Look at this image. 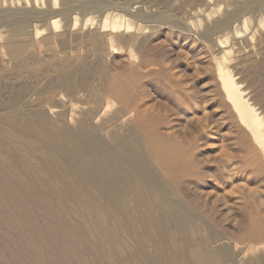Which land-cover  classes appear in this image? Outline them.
Here are the masks:
<instances>
[{
  "label": "bare ground",
  "instance_id": "1",
  "mask_svg": "<svg viewBox=\"0 0 264 264\" xmlns=\"http://www.w3.org/2000/svg\"><path fill=\"white\" fill-rule=\"evenodd\" d=\"M204 1L209 6L215 5L216 7H223L221 4L225 5V3L229 2L230 0ZM249 1L250 0H247L246 2ZM25 2L29 4L30 0H25ZM34 2L39 4L42 1L34 0ZM237 2H240V0H233V2L231 1V4H235ZM242 2L244 3V0ZM251 2L253 1L251 0ZM240 4L241 3H239V5ZM239 5L231 9L228 8V10L226 9L224 13L226 11L227 12L225 15H223V17H221V19L216 20L208 27L206 26L207 28L204 29L206 30L204 34L207 36L210 35V37H212V34L220 33L218 35V39L220 40V45L222 48H224V50L220 56L214 57L213 71L215 78L213 79H215L218 84L220 95H222L221 97L224 99V101H222L226 102L224 105L228 104V106H230L232 113L239 123L238 131H240L239 133L243 136L241 139L238 138L242 143L241 150L243 154H241L244 155L246 162L255 164L254 166L258 170L257 172L264 174V112L261 111V108L256 106L254 102H252L253 99L257 100L256 97H253L251 101V92L249 93L245 89L242 81L236 76L235 70L237 67L233 68V64L230 63L231 61L228 58V55L232 52V48L227 47V43L230 38H236L238 40L240 36L244 37L242 39L247 40L253 39L257 36L259 40H263L260 42L261 45L264 44V9L261 7L262 10L259 11V14L256 15L253 13L249 15V13L246 12L249 10V6L245 11L246 7L244 6L245 8H241L242 5ZM251 6L254 5L251 4ZM253 8L251 9L250 7V11L254 10L255 8L257 11L259 7ZM213 12L215 11L213 10L208 12L207 9L202 8L199 5L194 10V13L198 15L204 14L205 17L207 16L210 19L213 16ZM60 22L61 20L55 17L52 22L53 28L57 29L60 25ZM104 27H111L112 29H121L125 27L129 30L132 28V25L126 19H122L121 17H116L115 19L110 20V17L108 16L104 21ZM36 32H40V30L37 29ZM135 36H133L134 39ZM207 36H204L203 38H206ZM47 41L49 42V40ZM107 41L111 44L110 48L115 50V47L117 46H115L114 40ZM134 41L135 40H133V42ZM4 44H6V50L16 58L24 55L26 56L28 53L27 51H29L28 48H31V45L34 44V42L31 45L29 44L30 46L28 45L27 48L25 45L27 43L24 44L22 42L13 40H8L7 43H3V45ZM0 48L2 49V47ZM225 48L227 49L225 50ZM34 51L37 52V50ZM33 54L38 55L39 53H32L31 55ZM41 54L40 56H42ZM80 57L78 56V58L81 59H79V61L82 62L83 56ZM2 58L3 57H0V63L3 61ZM70 59L75 60L77 58L76 56H72ZM20 61V63H22L23 60ZM79 61L76 63H80ZM252 61L245 59L243 63H241V69L243 68V65L245 67H249L248 69L255 67ZM84 62H86V60ZM57 64L60 65L59 62ZM103 64L104 63H102V65ZM7 65L9 66L8 63ZM3 66L5 67L4 64ZM70 66L72 65L70 64ZM95 67L96 66H94V68ZM63 69L64 72L65 68L63 67ZM87 70H90V67L89 69L87 68ZM80 72L82 73V71ZM260 72L261 71L258 73ZM175 74L173 77H175ZM261 74L263 75L264 73ZM173 77L171 76L173 80H178V78L176 79V77ZM108 80L109 79H107V81ZM211 80L212 79L210 78V81ZM69 81L70 80H68V82ZM84 82L86 81L84 80ZM99 82H97L98 85ZM67 85H69V83ZM117 85L118 84H116V86ZM180 85L183 86L185 84H183L181 81ZM261 86L264 87L263 84H261ZM185 87H187V85H185ZM113 88L115 89V87ZM119 88L120 86L115 91L111 88L114 91V95L117 93L121 96L122 90ZM188 90L189 89L186 88L181 89L182 92L180 93H182V98L181 95L178 94L180 95L179 106L182 107L180 108V111L181 109L183 111H188L191 107L193 108L197 105V103H199L196 99V101L194 100V96H191ZM90 91L92 93V90H89V92ZM177 92L175 93L177 94ZM219 92H217V94ZM55 93L57 94V92ZM98 93H100V91ZM257 94L259 95V93ZM92 95L90 94V97ZM65 96H60V94L56 95L57 99L61 101L63 106H69L74 114L79 112L82 113L81 119L79 120L78 133L71 131L69 127L63 125L61 122H55L51 120L46 115L47 113L41 111H36L31 114H10L2 118L0 117V242H3V248L1 249L0 247V264H11L10 262L15 258L14 254H17L16 251L12 250L14 245L17 244H19V246L24 251L22 252L20 249H18V251L22 252L23 255H21L25 259L23 264H230L232 261L234 264H243L242 262L240 263L235 259V256L238 257L240 253H243L240 261L243 260V257L245 259L250 253L249 258L244 261V264H264V251L262 249L264 248V208H261L262 204L260 203V200L262 199H259L261 197L258 198L259 202L257 199L252 200L253 202L249 200L253 206L252 217L250 216L251 226L248 232H245L247 234L244 233L246 236H243L242 234V236L238 238H231L225 233L221 232V230H217L218 228L216 229L213 226L214 224L209 222V224H207V221H203V218L199 219L197 212L195 213L191 209H188L182 198H175L177 195V186L175 182L180 177L187 179V177L193 176V174L191 173V175L190 172L187 174V171L194 168L195 165L193 164H195V160H193V164H188L187 162L193 159L192 157L195 158L193 154L197 149L194 147L189 152L188 149L197 145V142L192 145L189 144L191 141L186 142L184 140L183 142H179V140L177 142H169L160 139L158 137L159 135L156 137L155 132L154 136L151 138V144L149 143L150 145L148 147H144L137 139L134 140L128 136L119 135L117 131H114V129L116 130L117 128L123 127L128 122H130L131 116L129 111L121 107L116 108L108 118L101 120L102 122L99 121L100 125L92 126L88 120L100 115L105 108H93L92 106L88 105L89 103H85L86 105L83 106L81 109L82 111H80V109L75 107L77 104L74 105V103H72L74 98L72 97V99H70L71 101H66L69 98L63 99ZM46 99L49 98L47 97ZM88 101L90 100L88 99ZM93 101H95V99ZM104 101H106V104L108 99H104ZM51 105L48 107L49 111L53 110ZM132 106L133 105H131V107ZM263 106L264 105L261 107ZM223 107L225 108L227 106ZM228 111L229 110H227V112ZM159 112L160 110L158 107V112H156V114H159ZM227 112L224 114H227ZM185 113L187 114V112ZM201 115L202 116L198 115L199 119L197 118V120L199 123H196V127L198 130L201 128L202 130L208 132L210 123H207V120L205 119L206 117L202 118L204 115H206V113ZM168 119L166 120V127L167 124L170 123V120ZM197 120L195 122H197ZM171 122L173 123V121ZM158 123H160V121ZM153 124L154 123H152V125ZM170 124L168 126H170ZM127 128L129 127L127 126ZM168 129H172V126ZM104 132L111 133V135H113V138L111 139H113L112 142L114 143V146H110L103 138H101L100 135L102 133L104 134ZM176 132L177 130L174 133ZM167 134L169 135V133ZM235 134L236 133H234V135ZM189 138L187 140H189ZM235 151L236 150H234V152ZM227 155L223 159L224 165L226 167L229 166L227 162L232 156L231 154V156H229V153ZM176 161L178 162V164L176 163L178 166H184V164L187 163V168L185 166L183 169L181 168L182 170H179V178L174 177L175 174L171 173L174 176L163 179L166 174L170 173L169 171L170 167H172V162ZM201 163L203 164L202 161ZM246 165L251 167L250 164ZM263 174H261V178ZM194 175H198L197 172H194ZM258 176H260V174H258ZM262 191L256 189L252 192L254 195H250L253 197H258ZM246 195L244 194L245 197L250 196ZM222 200L223 199H221V201ZM214 204L213 206L215 207L216 204ZM5 225L7 226L9 232L6 230V228H4L6 230V232H4L5 230H3V227ZM237 250L239 251L236 252ZM18 256L16 258H18Z\"/></svg>",
  "mask_w": 264,
  "mask_h": 264
},
{
  "label": "rangeland",
  "instance_id": "2",
  "mask_svg": "<svg viewBox=\"0 0 264 264\" xmlns=\"http://www.w3.org/2000/svg\"><path fill=\"white\" fill-rule=\"evenodd\" d=\"M41 1V3L36 4L34 0H30V3L28 4L25 2V0H0V47H2V49L0 48L2 50H0V57H3V61L2 63H0L2 64L0 65V117L2 118L10 114L24 115L31 114L36 111H41L47 113L46 115L51 120L55 122H61L63 125L69 127L71 131L78 133L79 120L81 119L82 113L79 112L74 114V112L69 106L64 107L61 101L58 100L56 97V95L60 94V96L66 95L63 99L69 98L66 101H71L70 99H72L73 97L74 99L72 100V103H74V105L77 104L75 105V107L80 109V111H82V107L86 105L85 103H89L88 105L92 106L93 108L104 107L105 109L100 115L88 120V122L92 126L100 125L99 121L108 118L109 115L116 108L121 107L129 111L131 116L130 122H128L123 127L117 128L116 130L114 129V131H117L119 135L128 136L134 140L137 139L139 143L144 147H148L151 144V138L154 136L155 132L156 137L159 135L158 137L160 139L169 142H177L178 140L179 142H183V140L186 142L191 141V143L189 142L190 145L195 144V142H197V145L192 146L190 148L188 147L189 149L187 148L188 152L191 151V149L194 147L195 149H197L196 151H194L193 154L195 158L192 157V161L190 160L191 162H187L188 164H193L192 162L193 160H195V164H193L195 165L194 168L187 171V174L190 172V174L192 173L193 176H189L187 177V179L182 177L179 178V170L181 168L183 169L185 166L187 168L188 164L185 163L186 165L184 164V166H178V162L176 161L172 162V167H170L169 171L170 173L166 174L163 179L169 178L170 176H174L172 174H175L174 177L179 178L177 180L178 182H175L177 186V195L175 196V198H182L188 209H191L195 213L197 212V216H200H198L199 219L203 218V221L206 220L207 224H214L213 226L216 229L218 228L217 230H221V232L225 233L231 238L241 237L242 234L243 236H246L245 234L247 233L245 232H248L251 226L250 222L253 211V206L251 203L253 202L252 200H258V198L261 197L259 198L262 199L260 200V203L262 204L261 208H264V174L257 172L258 170L254 166L255 164L246 162L244 155H242V143L240 142V139L243 136L239 133L240 131H238L239 123L234 114L232 113L230 106H228V104L224 105V103L226 102H223L224 99H222V95H220L218 84L215 79H213L215 78L213 71L214 57L220 56L224 50V48H222L220 45V40L218 39V35L220 33L212 34V37L208 35V38V36L204 34L206 31L204 29H206L209 25H212L213 22H215L216 20L221 19V17L226 14L227 11L224 13L226 9L228 10V8L231 9L235 6L237 7L239 3H241L240 5H242L241 8H243L244 6L246 7H244L245 11L249 6V10L246 11L249 13V15L253 13L257 15L260 13L259 11L264 9V0H252L253 2H251V0L249 2H246L247 0H244V3L242 2L243 0H240V2H237L235 4H231V1L233 2V0H230L229 2L225 3L226 7L223 4H221L223 7H216L215 5L209 6L205 3L204 0ZM250 3L254 6H251ZM198 5L202 8L207 9L208 12L213 10L215 11L213 12V16L211 17V19L207 16L205 17L204 14L198 15L194 13V10L196 7H198ZM250 7L251 9L253 7L259 8L257 11L255 10L256 8H253L255 11H250ZM108 16L110 17V20H113L116 17L126 19L132 25V28L128 30L125 27L121 29H112L111 27H104V21ZM55 17L61 20L60 25L57 29H54L52 26V22ZM37 29H39L40 32H36ZM135 35L137 36V38ZM203 35L207 37L203 38ZM133 36H135V39ZM242 38L244 37L240 36L238 40L236 38H230L228 40L227 47L232 48V52L228 55V58L231 61L230 63L233 64V68L237 67L235 70L236 76L239 78V80L242 81L245 89L249 93L251 92V101L253 97H256L257 100L253 99L252 102H254L256 106L260 107L261 111L264 112V110H262L264 109V106L261 107L262 105H264V87L261 86V84L264 85V74H261L264 73V57H262L264 56V44L261 45L260 43L263 40H259L257 36L254 38L258 40H255L254 38L250 40ZM8 40L18 41L24 44L27 43L25 44L26 48L29 44L31 45L33 42L34 44L31 45V48H28L31 52L27 51L28 53L26 56L24 55L25 57L21 56L15 58V56L10 54L9 51L6 50V44H4L5 46L3 45V43H7ZM47 40H49V42ZM107 40H114V44L115 46H117L115 47V50L110 48L111 44L108 43ZM133 40H135V43L133 42ZM247 46L250 48H248ZM226 49L227 48H225V50ZM34 50H37V52ZM30 53L39 54L31 55ZM40 54L42 56H40ZM87 54L90 55L88 56ZM77 55L79 57H85H82V62L79 61L81 57L78 58ZM96 55L98 58L96 57ZM69 56H76L77 59L71 60ZM17 58L23 60L22 63H20L21 61ZM245 59H248L250 61L253 60L252 62L254 63L255 67L248 69L249 67H245L243 65L244 69H241V63H243ZM85 60L86 62H84ZM57 61L60 63V65L57 64ZM72 61H74L75 63L79 61L80 63L75 64ZM7 63L9 64V66L7 65ZM102 63L104 64L102 65ZM3 64L5 65V67L3 66ZM70 64L72 66H70ZM62 66L65 68L64 72ZM94 66L96 67L94 68ZM89 67L90 70H87V68L89 69ZM37 68H39L40 70ZM210 68L212 69V71ZM1 71L5 72L2 73ZM80 71H82V73ZM259 71L261 72L258 73ZM70 73L73 75H71ZM174 74L176 79L178 78V80L174 79V81L171 78V76L173 77ZM97 75L101 77L99 78ZM95 76H97L98 78ZM210 78L213 80H211L212 82L210 81ZM256 78H259L260 80L258 79V81ZM107 79L109 80L107 81ZM68 80L70 81L68 82ZM84 80L86 82H84ZM181 81L183 84L187 85V87H185V85H180ZM97 82H99V85ZM66 83H69V85H67ZM114 83L118 85L116 86V84ZM119 86L122 90L121 96L117 93L114 95V91ZM113 87H115V89ZM111 88L114 89V91ZM182 88L189 89V94L191 96H194V100L196 99L197 102H199L196 106H194L193 108L191 107L188 111H183L182 109L180 111V108L182 107L179 106V96L181 95L182 98V93H180L182 92ZM107 89L109 92L107 91ZM89 90H92V93L94 92L93 95L91 91L89 92ZM98 90L100 91V93H98ZM175 90H177L178 92ZM55 92H57V94ZM175 92H177V94ZM217 92L219 93L217 94ZM106 93H108L109 95ZM123 93L127 94L124 95ZM257 93H259L260 96ZM90 94L93 97H90ZM76 95L79 97H77ZM47 97L52 101L46 99ZM88 99L90 101H88ZM92 99H95V101H93ZM104 99H108V102L106 104V101H104ZM96 100H98L99 102ZM50 105L53 109L51 111H49L48 109ZM131 105L133 106L131 107ZM223 106L227 107L224 108ZM158 107L160 112L159 114H156V112H158ZM193 109H195L196 111ZM227 110L229 111L227 112ZM185 112H187V114ZM226 112L227 114H224ZM204 113H206V115H204ZM201 114L204 115L202 118L206 117L205 119L207 120V123H210V128L208 129V132L202 130L199 125L198 127L200 128V131L196 127V123H199L197 118L199 116H202ZM138 116L140 119L138 118ZM167 119L170 120V123H172L171 121H173V123H168L166 127ZM196 120L197 122H195ZM157 121H160V123H158ZM152 123H154V126L152 125ZM169 124L170 126H168ZM227 125L230 126L228 127ZM127 126L129 128H127ZM155 126L157 127V129ZM171 126L172 129H168ZM176 130L180 133H174ZM168 131H170L171 133ZM167 133H169V135ZM234 133L236 134L234 135ZM102 134L100 135L101 138H103L105 142H107L110 146H114V143L112 142L113 139H111L113 138V135H111V133L106 132H104L103 135ZM106 134L110 138L107 137ZM170 135L173 137H171ZM188 138L189 140H187ZM234 150L236 151L234 152ZM228 153L229 156H232L227 162L229 166L226 167L224 165L223 159ZM201 161L203 162V164L201 163ZM200 163L202 164V166ZM246 164H250L253 168ZM224 166L226 167V169ZM252 169L254 170V172ZM194 172H197L198 175H194ZM258 174H260V176H258ZM261 174H263V179L261 178ZM256 189L263 191L261 194H259V196L257 195L258 197L251 196L254 195L252 192ZM246 193L247 195L251 194V197H245L244 194L246 195ZM221 199L227 202H224L223 200L221 201ZM231 200L233 203L231 202ZM213 202L216 204V208L213 206ZM244 204L247 206H245ZM249 207L252 209H250ZM241 209L244 213L241 211ZM4 228H6V230L9 232L6 225L3 227V230H5ZM6 230L4 232H6ZM0 247L1 249L3 248V242H0ZM18 249L24 252L19 246V244L14 245L12 251H16L17 254H14L15 258L13 261L10 262L11 264H23V261L25 260L22 256V252L18 251ZM262 249L264 251V248ZM238 251L239 250H237L236 252ZM17 256L18 258H16ZM242 256L243 253H240L238 257L235 256V259L240 263L242 262L244 264V261L249 258L250 253L246 256L245 259L243 257V260L240 261V258ZM230 264H234V262L232 261V263L230 262Z\"/></svg>",
  "mask_w": 264,
  "mask_h": 264
}]
</instances>
